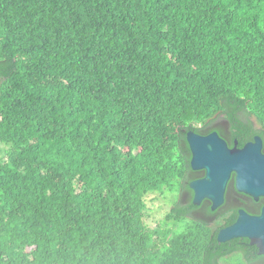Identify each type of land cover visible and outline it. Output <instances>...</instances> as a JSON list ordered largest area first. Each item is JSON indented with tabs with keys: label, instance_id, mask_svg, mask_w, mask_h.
Instances as JSON below:
<instances>
[{
	"label": "trees",
	"instance_id": "1",
	"mask_svg": "<svg viewBox=\"0 0 264 264\" xmlns=\"http://www.w3.org/2000/svg\"><path fill=\"white\" fill-rule=\"evenodd\" d=\"M214 130L264 151V0H0V264H264L217 241L232 203L192 204Z\"/></svg>",
	"mask_w": 264,
	"mask_h": 264
},
{
	"label": "water",
	"instance_id": "2",
	"mask_svg": "<svg viewBox=\"0 0 264 264\" xmlns=\"http://www.w3.org/2000/svg\"><path fill=\"white\" fill-rule=\"evenodd\" d=\"M186 142L191 153V169L204 172L188 184L192 204L198 206L207 200L211 211L217 209L225 202L231 175L238 192L254 199L264 195V152L258 135L237 147L236 140L229 146L215 130L205 135L188 131ZM235 238H247L250 245L256 246L257 254L264 256V207L258 215L240 208L235 221L217 233V241L221 243Z\"/></svg>",
	"mask_w": 264,
	"mask_h": 264
},
{
	"label": "rangeland",
	"instance_id": "3",
	"mask_svg": "<svg viewBox=\"0 0 264 264\" xmlns=\"http://www.w3.org/2000/svg\"><path fill=\"white\" fill-rule=\"evenodd\" d=\"M220 126H224L225 123L221 120L218 121ZM177 196L169 194L167 192L152 193L146 197V217L147 224L151 227L157 226L158 231L161 234L167 235L171 233L174 223L167 219V213L174 205V201ZM193 217H203L200 212H195ZM209 225L214 226L216 224V218L208 220ZM231 256L226 257V260L221 261L222 264H233L234 261L230 259Z\"/></svg>",
	"mask_w": 264,
	"mask_h": 264
},
{
	"label": "flooded vegetation",
	"instance_id": "4",
	"mask_svg": "<svg viewBox=\"0 0 264 264\" xmlns=\"http://www.w3.org/2000/svg\"><path fill=\"white\" fill-rule=\"evenodd\" d=\"M225 126L226 125H224V127ZM262 146H263V142H262ZM199 171H201L202 173L197 178L202 177L204 174L203 170H199ZM197 178H195V179H197ZM231 178H232V175H231ZM235 190L232 191L231 195H229L227 188H226V192H225V203H227V204L232 203L233 204V208H231L229 210L230 215H232L236 210L238 212V210L240 208L245 209V211H247L248 213L253 214V215L260 214L262 208L264 207V195L259 196L258 199H254L251 196H248L246 194H243V193L238 192L237 190L235 191ZM178 196H181V194H178ZM188 196H190V195L182 194V197L184 199H187ZM191 200H192V198H191ZM207 204L209 205V202ZM197 211L198 210H196L195 212H197ZM201 211L202 210H199L198 212L202 213ZM219 215H221V213H219ZM212 218H214V217H212ZM212 218L210 216L208 219H212ZM260 256H262V255H260ZM256 264H258V263H256Z\"/></svg>",
	"mask_w": 264,
	"mask_h": 264
},
{
	"label": "clouds",
	"instance_id": "5",
	"mask_svg": "<svg viewBox=\"0 0 264 264\" xmlns=\"http://www.w3.org/2000/svg\"><path fill=\"white\" fill-rule=\"evenodd\" d=\"M207 201V200H206ZM209 202V201H208ZM209 206H210V203H209ZM215 218V217H214ZM214 218H212V219H214ZM207 220H209L208 218H206ZM223 228V227H222ZM219 231V230H218Z\"/></svg>",
	"mask_w": 264,
	"mask_h": 264
}]
</instances>
